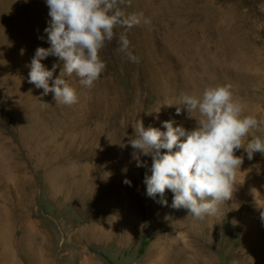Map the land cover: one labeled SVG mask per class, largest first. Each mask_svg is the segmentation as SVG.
Returning <instances> with one entry per match:
<instances>
[{
  "label": "rangeland",
  "instance_id": "rangeland-1",
  "mask_svg": "<svg viewBox=\"0 0 264 264\" xmlns=\"http://www.w3.org/2000/svg\"><path fill=\"white\" fill-rule=\"evenodd\" d=\"M123 10L150 23L117 26L100 78L88 88L66 77L78 102L64 105L28 82L37 47H50L46 0H0V264H264V155L237 150L232 198L197 219L171 207L170 190L167 206L147 195L152 157L137 167L128 143L138 120L191 131L199 113L176 103L218 85L259 121L245 145L264 138V0H125ZM122 33L139 62L120 50ZM41 62L59 65L53 79L63 66Z\"/></svg>",
  "mask_w": 264,
  "mask_h": 264
},
{
  "label": "clouds",
  "instance_id": "clouds-1",
  "mask_svg": "<svg viewBox=\"0 0 264 264\" xmlns=\"http://www.w3.org/2000/svg\"><path fill=\"white\" fill-rule=\"evenodd\" d=\"M46 3L51 20L44 31L50 47H37L28 65V82L42 88L43 95L53 93L56 103L64 105L78 102L77 91L66 77L75 74L79 83L88 88L100 78L106 64L99 51L106 42L117 39L114 32L117 26L131 29L150 23L143 13H126L125 0H46ZM118 41L128 59L139 62L129 51L127 36L120 34ZM50 55L63 62L54 79L59 65L54 63L48 69L41 62ZM176 104L186 109L190 117L199 113L195 128L188 131L166 120L162 122L166 131H161L152 126L145 128L143 121L138 120L133 125L135 136L128 143L137 167L145 165L141 155L152 157L151 174L144 178L147 195L156 198L159 194V202L167 206L164 196L170 190L174 194L172 208L187 209L194 218L203 219L217 214L219 205L233 196L236 171L243 163V157L237 156L236 151L243 148L249 160L256 152L264 155V138L256 137L245 145L244 138L258 127L259 121L254 115L243 114L231 85L208 87L200 96L184 95ZM181 110L177 107V114ZM162 149L166 151L161 152ZM124 183L131 185L127 178Z\"/></svg>",
  "mask_w": 264,
  "mask_h": 264
}]
</instances>
